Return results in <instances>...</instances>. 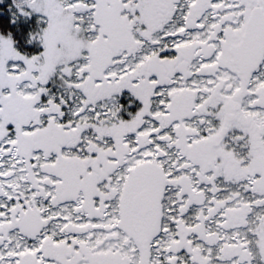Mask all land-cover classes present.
<instances>
[{"label":"snow or ice","instance_id":"6c2138e0","mask_svg":"<svg viewBox=\"0 0 264 264\" xmlns=\"http://www.w3.org/2000/svg\"><path fill=\"white\" fill-rule=\"evenodd\" d=\"M0 264H264V0H0Z\"/></svg>","mask_w":264,"mask_h":264}]
</instances>
